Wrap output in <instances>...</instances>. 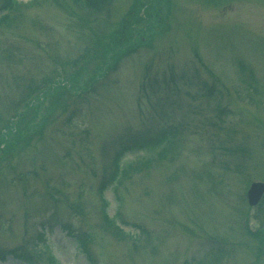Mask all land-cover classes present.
Segmentation results:
<instances>
[{
	"label": "rangeland",
	"instance_id": "rangeland-1",
	"mask_svg": "<svg viewBox=\"0 0 264 264\" xmlns=\"http://www.w3.org/2000/svg\"><path fill=\"white\" fill-rule=\"evenodd\" d=\"M260 182L264 0H0V252L264 264Z\"/></svg>",
	"mask_w": 264,
	"mask_h": 264
},
{
	"label": "water",
	"instance_id": "water-1",
	"mask_svg": "<svg viewBox=\"0 0 264 264\" xmlns=\"http://www.w3.org/2000/svg\"><path fill=\"white\" fill-rule=\"evenodd\" d=\"M263 189H264V186L261 183H255L251 185L249 194H248L250 204H255L258 201Z\"/></svg>",
	"mask_w": 264,
	"mask_h": 264
},
{
	"label": "trees",
	"instance_id": "trees-1",
	"mask_svg": "<svg viewBox=\"0 0 264 264\" xmlns=\"http://www.w3.org/2000/svg\"><path fill=\"white\" fill-rule=\"evenodd\" d=\"M196 262H193V263H187V264H195Z\"/></svg>",
	"mask_w": 264,
	"mask_h": 264
}]
</instances>
